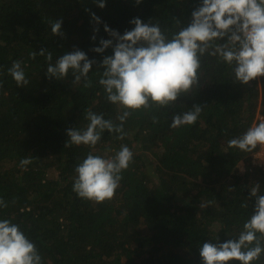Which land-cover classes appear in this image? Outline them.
<instances>
[{
    "label": "trees",
    "instance_id": "16d2710c",
    "mask_svg": "<svg viewBox=\"0 0 264 264\" xmlns=\"http://www.w3.org/2000/svg\"><path fill=\"white\" fill-rule=\"evenodd\" d=\"M104 3L0 0V198L8 204L0 208V220L19 225L42 264H202L203 243L237 238L254 213L250 190L258 184V195H264V169L252 164L259 145L250 153L228 146L257 115L264 119V77L242 84L218 56L205 55L199 85L172 107L134 111L123 140L105 131L94 147H65L68 129L86 128L88 110L115 124L124 111L108 102L98 83L103 58L113 55L112 47L92 50L101 39H113L105 25L123 35L140 18L158 22L171 37L187 27L201 0ZM55 20L63 21L62 36L52 34ZM42 48L52 53L53 64L65 53L85 52L96 61L88 74L92 86L85 88L83 79L73 84L71 73L49 79ZM16 60L29 80L24 87L8 73ZM196 105L203 110L194 125L171 127L174 115ZM121 145L133 152L134 162L113 199L96 204L79 198L73 191L77 164L90 152L113 157ZM23 158L32 159L26 171ZM252 264H264V253Z\"/></svg>",
    "mask_w": 264,
    "mask_h": 264
},
{
    "label": "clouds",
    "instance_id": "9594fccd",
    "mask_svg": "<svg viewBox=\"0 0 264 264\" xmlns=\"http://www.w3.org/2000/svg\"><path fill=\"white\" fill-rule=\"evenodd\" d=\"M97 6L104 8V0H98ZM92 16L100 22L94 13ZM174 20L179 26V20ZM62 23V20L51 22L53 35H63ZM130 23L135 27L123 35L105 25V31L113 39H101V46L92 49L97 53H103L109 47L113 49V55L105 56L100 64L104 71L98 83L108 102L124 109L117 117L120 123L115 124L103 114L88 110L86 128L68 129L65 147H94L105 131L116 133V139L123 140L126 135L124 123L134 111L149 109L152 105L172 107L178 97L190 94L199 85L201 61L205 55L218 56L231 68L235 81L242 84L264 77V0H201L191 13L187 27H179L171 37L158 22L143 23L140 18H133ZM92 39H96L95 35ZM36 55V52L30 53L33 59ZM39 55L45 56L48 62L46 75L49 79L65 80L71 73L73 84L83 79L85 88L92 86L88 74L96 61L90 60L85 52L77 49L65 53L54 64L51 52L42 48ZM8 73L17 87L28 85L22 61H13ZM202 110L196 105L191 111L174 115L171 127L194 125ZM152 119L153 123H158L156 117ZM258 145H264V122L228 141L230 148L245 153L252 152ZM133 162L134 154L126 145H121L110 158L90 152L75 167L73 191L79 198L96 204L110 201L120 187L123 172ZM31 163V158H23L20 167L26 171ZM258 191V184L250 190V195L256 197L254 213L244 222L238 237L225 242L217 239L216 243H203L200 248L202 264H252L261 259L264 253V195H258ZM7 207V202L0 198V208ZM0 264H42L34 242L9 219L0 220Z\"/></svg>",
    "mask_w": 264,
    "mask_h": 264
},
{
    "label": "built area",
    "instance_id": "2783aa9c",
    "mask_svg": "<svg viewBox=\"0 0 264 264\" xmlns=\"http://www.w3.org/2000/svg\"><path fill=\"white\" fill-rule=\"evenodd\" d=\"M260 122H264V119L262 116L257 115L251 126H254L255 124H258ZM252 164L264 169V145H259L258 152H256L252 157Z\"/></svg>",
    "mask_w": 264,
    "mask_h": 264
},
{
    "label": "rangeland",
    "instance_id": "374dc122",
    "mask_svg": "<svg viewBox=\"0 0 264 264\" xmlns=\"http://www.w3.org/2000/svg\"><path fill=\"white\" fill-rule=\"evenodd\" d=\"M120 110H123V109L120 107Z\"/></svg>",
    "mask_w": 264,
    "mask_h": 264
}]
</instances>
